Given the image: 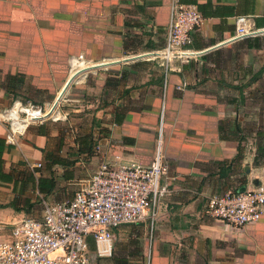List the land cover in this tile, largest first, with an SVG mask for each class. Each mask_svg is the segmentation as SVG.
Segmentation results:
<instances>
[{"label": "crops", "instance_id": "crops-1", "mask_svg": "<svg viewBox=\"0 0 264 264\" xmlns=\"http://www.w3.org/2000/svg\"><path fill=\"white\" fill-rule=\"evenodd\" d=\"M182 1L203 16L191 49H213L175 59L166 70L150 52L165 45L171 0H0L2 169L12 175L0 179V235L23 218H41L44 202L72 198V186L84 184L101 162L149 165L163 112L165 158L176 179L151 229L148 258L149 223L124 224L115 230L110 256H98L90 240L89 264H264V216L237 228L207 210L212 195L257 187L264 176V131L248 142L237 113L264 93V71L252 80L264 69V34L257 35L259 48L248 47V38L227 41L239 15L264 28V0ZM237 43L263 53L245 84L237 74L229 83L213 75L230 70ZM71 78L58 116L26 124L16 143H8L2 111L16 100L47 106ZM50 153L76 163L52 165Z\"/></svg>", "mask_w": 264, "mask_h": 264}, {"label": "built area", "instance_id": "built-area-1", "mask_svg": "<svg viewBox=\"0 0 264 264\" xmlns=\"http://www.w3.org/2000/svg\"><path fill=\"white\" fill-rule=\"evenodd\" d=\"M202 19L196 4L171 0L165 45L150 52L162 60L166 70L175 59L187 61L211 50L190 47ZM235 24V33L227 41L264 34V28H257L249 15L237 16ZM56 101L47 107L16 100L4 109L1 117L8 123L6 141L16 143V135L28 123L58 116L60 101L55 106ZM162 125L163 112L155 155L149 165L137 161L101 162L72 198L54 204L44 202L41 218H23L6 236L0 235V264H89L91 239L98 256H110L115 230L121 225L149 223L153 229L162 201L172 192L171 184L176 179L166 162ZM207 210L237 228L260 220L264 216V176L257 187L243 191L230 188L212 195Z\"/></svg>", "mask_w": 264, "mask_h": 264}, {"label": "rangeland", "instance_id": "rangeland-1", "mask_svg": "<svg viewBox=\"0 0 264 264\" xmlns=\"http://www.w3.org/2000/svg\"><path fill=\"white\" fill-rule=\"evenodd\" d=\"M238 45L235 44V47H233L231 50H233L232 54V60L230 61V70L227 68L225 70H220L218 72H214L213 75L217 77H221L226 81V83H229V81L233 78H238V83L245 84L247 80L250 77H247L246 75H252L263 63L262 59V54L263 53H258L257 55L254 54L253 51H247L243 50V45L242 43H237ZM251 53V54H250ZM251 59H253V64L251 63ZM230 71V72H229ZM241 76V77H240ZM261 92V89L259 90ZM249 95V93H248ZM253 99L247 100L248 102L243 105L240 109L238 108L237 113L240 114L238 121L239 124L242 127V133L241 136H243L248 142H252L253 139L256 137L257 131H264V93H259L257 96L256 94H253ZM54 102V101H53ZM48 107V106H47ZM161 128V124H160ZM160 132V131H159ZM255 140V139H254ZM96 169V168H95ZM94 169V170H95ZM242 173V172H241ZM243 176L237 177L236 183L240 184L239 181L242 180ZM74 190H79L81 187V184L79 185H73L72 186ZM41 210V206H39ZM5 225V224H3ZM7 230V228L5 229ZM4 230V231H5ZM6 236L7 234H2ZM155 235V232H152L151 227H147L145 230V239L147 241V247H146V257L148 258L149 255V248H150V240L153 238ZM117 239L118 235L116 234V241H115V246H117ZM97 261L101 260V257H98L96 259ZM143 264H148V261L143 263Z\"/></svg>", "mask_w": 264, "mask_h": 264}, {"label": "trees", "instance_id": "trees-1", "mask_svg": "<svg viewBox=\"0 0 264 264\" xmlns=\"http://www.w3.org/2000/svg\"><path fill=\"white\" fill-rule=\"evenodd\" d=\"M251 38H254V39L251 40ZM248 41H249L248 47L259 48L262 45V39L260 38V36L249 37ZM263 71H264V69L260 70V72H258L257 76L255 78H253L252 80L254 82L257 81L259 79V77L261 76V74L263 73ZM24 102H26V101H24ZM88 137H86V138H88ZM85 140H87V139H85ZM5 144H6L5 139L0 138V179H2L4 181H9V180H11V176L12 175L11 174H9V175L5 174L3 172V169H2V164L4 162V160L2 158V153H3V148H4ZM86 152L91 155L92 154V147H88L86 149ZM260 154H262V156H264V150H262V152L260 151ZM48 155L51 158L52 165H58L59 164V165H62V166H70V165H74L76 163V160H69L67 158L57 157L53 153H50ZM259 162H260V160H259V156H258V158L256 157V163H259ZM54 180H55V178H54V175L52 173L51 179L49 180V183H50L51 186H52V183H54ZM33 181L36 182V178H34V176H33ZM42 181H43L42 177H39L37 179V184L39 185V188H40L41 192L44 190V188L42 186ZM0 206L4 207V205H0ZM94 245H95V243H94Z\"/></svg>", "mask_w": 264, "mask_h": 264}, {"label": "water", "instance_id": "water-1", "mask_svg": "<svg viewBox=\"0 0 264 264\" xmlns=\"http://www.w3.org/2000/svg\"><path fill=\"white\" fill-rule=\"evenodd\" d=\"M211 49H213V47H212ZM72 80H73V78H71V79L68 81V83H67L66 87L64 88L62 94L57 98V101H56V103H55V106H56V105L58 104V102L61 100L63 94H64L65 91L67 90L68 86L71 84ZM245 189H246V187L243 186V187H241V188L239 189V191H243V190H245Z\"/></svg>", "mask_w": 264, "mask_h": 264}, {"label": "bare ground", "instance_id": "bare-ground-1", "mask_svg": "<svg viewBox=\"0 0 264 264\" xmlns=\"http://www.w3.org/2000/svg\"><path fill=\"white\" fill-rule=\"evenodd\" d=\"M99 64H97V65H95V66H98ZM90 67H93V66H88L87 68H90ZM86 67L85 68H83V69H87ZM77 74V73H76ZM67 84V83H66ZM63 92V91H62ZM62 94V93H61ZM60 94V95H61Z\"/></svg>", "mask_w": 264, "mask_h": 264}]
</instances>
